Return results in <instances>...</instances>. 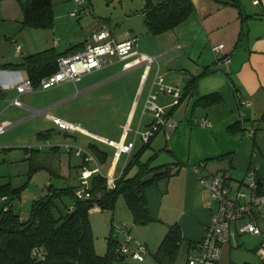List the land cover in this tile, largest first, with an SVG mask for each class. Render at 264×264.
<instances>
[{
    "label": "crops",
    "instance_id": "0c3cea01",
    "mask_svg": "<svg viewBox=\"0 0 264 264\" xmlns=\"http://www.w3.org/2000/svg\"><path fill=\"white\" fill-rule=\"evenodd\" d=\"M20 1H0V64L20 63L25 56L49 47H54L57 53H63L73 45L77 46L71 50L79 49L86 40L87 37L80 42H73L72 39L62 44H59V39L54 36L50 40L55 32V22L51 29L21 26ZM111 1L123 3L126 7L123 9L128 11L129 16H144L142 8L146 0L138 1L142 7L140 9L135 8L139 6H126L122 0ZM191 1L193 10L189 16L164 32L152 34L144 25L145 31L138 38L133 22L129 23L127 28L124 26L116 32L110 28L117 39L136 37L140 52L157 57V61L149 68L144 62L135 63L139 54L125 57L107 54L101 67L83 75L87 76V79L81 84V88L71 94L66 92L63 98L69 101L96 88V114L101 117L96 120L98 130L93 132L75 124L79 130L96 136L106 144L108 143L105 140L111 139L122 147L119 158L116 161L113 158L106 172L101 170L103 174H107L113 166V174L119 176L125 160L139 148L141 137L153 120L152 114L143 112L149 92L155 94L156 102L166 112L175 104V97L167 87L161 89L159 85L153 84L156 74L162 76L164 85L178 88L180 95L183 94L189 78L197 77L195 91L180 98L168 114L176 121L173 132L168 138L162 133L163 138L160 141L157 131L148 148L149 156L157 152L153 162L159 157L162 149L167 150L166 157L164 155L167 160L157 164L170 163V173L167 177L159 178L144 188L153 219L147 224L133 223L132 214L122 196L117 199L112 210L98 207L89 210L97 253L106 252L110 238L116 243L122 240L124 235L118 225L128 227L131 249H135L139 243L146 247L147 252L142 260L126 255L112 264H163L157 261L153 254L173 223L179 225L182 241L177 258L171 264H185L187 243L195 244L203 237L211 212L216 206V202L210 198L209 189L199 183L194 167L197 166L199 174L204 175L219 173L228 167L232 187L240 185L252 168L249 160L255 151L244 141L245 133H240L238 127L233 126L237 121L234 108H238L239 97L249 98L251 104L242 107V110H246H243L242 120H238H241L244 126V119L248 117L251 127L254 126L255 119L260 118L261 122L264 120V0H258L257 3L253 0ZM87 3L91 5L90 0ZM87 3L84 2L82 7ZM92 10L93 8L89 13H92ZM217 43H223V51L229 55L228 63L221 70L214 67L212 46ZM15 44L19 45L18 53L15 52ZM11 48L14 49V56L11 54ZM206 67L209 69L205 70ZM83 76L79 81H82ZM24 79H29L26 67H0V93L6 98L11 96V100L15 97L20 100V97H23L26 101L27 92L19 93L16 89V84ZM64 89L68 91V88ZM214 91L221 95L219 102L206 105L197 100L199 96ZM16 106L20 107L8 113L6 110L0 111V124L13 119L16 120L12 124H16L35 113L44 114V109H34L22 101L21 105ZM50 106L52 107V104ZM24 108H29L31 113L24 115L27 112ZM100 109L103 112H98ZM145 116H148V119H145ZM201 117H205L209 125H202L194 120ZM104 124L109 125L108 128L101 126ZM255 135L254 131L253 136H248L255 138ZM138 137L140 143L137 145ZM259 137L264 139V134ZM108 145L116 148L115 145ZM261 145L264 147V140L258 146V153L264 155ZM128 146H132L130 153L125 149ZM99 150L104 151L101 148ZM122 153L124 158L118 170ZM107 154L106 152V157ZM84 164L83 159L78 165L80 168L74 177L77 179L76 184L79 183L78 171ZM135 170L136 166L131 169L130 174ZM256 172L264 182L259 171ZM72 180L68 175V183L75 185ZM14 203L17 207L15 200ZM236 226L233 225L232 228L236 229ZM246 233L248 236H242ZM262 238L264 234L235 230L229 240L221 245L220 263L264 264Z\"/></svg>",
    "mask_w": 264,
    "mask_h": 264
},
{
    "label": "trees",
    "instance_id": "16d2710c",
    "mask_svg": "<svg viewBox=\"0 0 264 264\" xmlns=\"http://www.w3.org/2000/svg\"><path fill=\"white\" fill-rule=\"evenodd\" d=\"M20 6L21 26L48 29L53 27L52 0H21ZM192 10L191 0H146L142 8L144 23L152 34L173 28L186 19ZM75 46L77 45L63 53H57L54 47H49L25 56L20 63H2L0 67H26L29 79L36 85L40 78L56 70L58 57L77 50L78 48L71 50ZM207 68L209 69L206 67L205 70ZM196 80V76L189 78L178 101L195 91ZM197 100L206 105L213 104L221 100V95L218 91L209 92L199 96ZM177 102L167 114L171 113ZM241 120H237L233 126L244 132L246 129ZM155 133L157 131L146 141H142L139 148L128 157L121 174L115 179L114 186H109L104 174L98 172H93L88 178L82 197L76 194L79 183H67L64 186L50 183L45 194L32 200L27 218L20 217L14 203L15 195L19 196L20 187H12L9 183L0 185V264H112L113 261L129 255L116 250L119 242L116 243L113 238L108 240L106 252H96L89 210L93 207L112 210L117 199L122 196L132 214L133 223L147 224L153 219L144 188L170 173V163H153L157 152L146 160L142 159ZM44 134L43 131L38 132V136ZM96 150L103 161L106 152ZM85 157V164L81 168L91 161ZM134 166L136 170L130 174ZM2 196L6 198L2 200ZM181 241L179 225L171 224L154 252V258L162 263H173L180 251ZM187 245L189 253L196 243L188 242Z\"/></svg>",
    "mask_w": 264,
    "mask_h": 264
},
{
    "label": "rangeland",
    "instance_id": "374dc122",
    "mask_svg": "<svg viewBox=\"0 0 264 264\" xmlns=\"http://www.w3.org/2000/svg\"><path fill=\"white\" fill-rule=\"evenodd\" d=\"M52 1L55 22V28L53 29L55 32L54 35H51L50 40L54 36V38L59 39V44L72 39L73 42L83 41L95 29L108 27L116 32L124 26L127 28L131 22L135 26L134 32L138 38L145 31L144 16L142 14L129 16L128 11L123 9V3H112L111 0H90L91 5L93 4V12L89 13L84 12L85 10L83 11L82 7L83 3H87L88 0H84L83 3L78 0ZM122 1L125 2L126 6H139V0ZM135 8L140 9L142 7ZM50 31L49 33H51ZM10 51L13 55L14 49L11 48ZM79 79L75 81V84L67 81L47 89L36 86L34 91L25 94L27 96L26 101L23 100V97H20V102L27 103L37 110L44 109L47 114H52L53 117L60 119V122H56L45 114L38 112L16 124H12L16 119L2 124L5 127L0 132V185L9 183L12 187H20L19 196L15 195V201L17 202L19 215L22 218L28 217L32 200L45 194L48 184L64 186L68 183V175L73 179L72 183H77V179L74 177H76L77 170L80 168L79 163L85 157V152L98 160L103 172L107 171L109 164L113 161L116 148L109 146L96 136L63 126L61 123V120H70L90 131L96 132L98 130L96 120L101 117L98 113L96 114V88L69 101L63 99L67 93L70 92L69 94H71L79 90L81 84L86 81L87 76H83L82 81H79ZM65 87L68 88V91L64 89ZM12 100L11 96L6 98L5 95L0 93V111L6 110V113H8L20 107L12 103ZM51 104L52 107H49ZM24 109L27 111L24 115L31 113L29 108ZM98 112H103V110L100 109ZM234 112L236 119H241L237 106H235ZM145 119H148V116H145ZM245 119L244 141H247L255 151L254 156L250 157L249 164L259 171L261 177L264 178V155L258 153V146L264 140L259 137V135L264 134V129H262L264 120L261 122L260 118L255 119L253 127L256 135L255 138H251L247 134V129L251 128V121L248 117ZM101 126L108 128L109 125L104 124ZM238 130L240 133L243 132L240 128ZM39 131H43L45 134L38 136ZM162 133L164 134L162 130H158L157 134L160 141L163 138ZM136 143L137 145L140 143L139 137L136 139ZM163 146H165L164 143ZM77 147L85 152L76 154L75 149ZM99 148L108 153L103 161L97 155L96 149ZM261 148L264 151L262 145ZM149 151V149L145 151L142 156L143 160L147 159L150 154ZM166 153H168L167 150L162 149L159 157L153 163L157 164L167 160L164 159ZM123 158L124 153H122L119 161L118 170ZM256 164L257 167H255ZM88 165L93 166L94 162L89 161ZM247 179L246 177L245 180ZM257 223L262 230V234H264V215L257 218ZM244 235L248 236L247 233L242 234V236Z\"/></svg>",
    "mask_w": 264,
    "mask_h": 264
},
{
    "label": "built area",
    "instance_id": "2783aa9c",
    "mask_svg": "<svg viewBox=\"0 0 264 264\" xmlns=\"http://www.w3.org/2000/svg\"><path fill=\"white\" fill-rule=\"evenodd\" d=\"M84 2V0H78ZM255 3L258 0H253ZM91 5L87 4L83 7L86 12H91ZM224 44L217 43L212 46L214 52V67L216 69H223L228 63L229 55L223 51ZM15 52H19V45L15 44ZM117 55L125 57L130 54H139L135 59V63L144 62L146 67L157 61L155 55L142 53L139 51L138 42L136 37H128L124 39H117L110 28H101L93 30L89 33L82 47L69 53L62 54L57 59V68L54 72L40 78L35 85L30 79H24L16 84V89L19 93L29 92L34 90L37 86L42 89L58 85L63 82L77 81L82 75L91 72L92 70L101 67L105 62V55ZM160 86L161 89L167 87L168 91L172 92L175 97L174 103L178 101L180 92L178 88L166 86L163 84L162 76L156 74L154 83ZM12 103L20 105L21 102L18 97L12 100ZM251 100L245 97L238 98V111L240 117H243L242 107L250 105ZM143 112L152 114L153 120L149 129L142 135L141 140L146 141L155 131L162 130L165 137L168 138L173 132L176 121L166 113L164 108L155 100V94L151 91L144 103ZM44 114L50 119L60 122V119L47 114ZM202 125H209V121L205 117L194 119ZM63 126L75 128L79 130L78 126L69 121L61 120ZM4 125L0 124V132L3 131ZM248 135L254 133L253 127L247 129ZM110 145H115L114 160L116 161L121 152L113 140H105ZM128 153L131 152L132 146L125 148ZM84 150L80 147L76 148V154H81ZM85 152V151H84ZM86 153V159L94 162L93 167L84 166L80 170L79 187L76 190L78 197L84 196V190L88 185V178L93 172L101 173V169L97 160L91 155ZM128 159V157H127ZM124 162V165L127 161ZM124 167V166H123ZM198 173V181L206 186L210 191V198L216 202L214 210L211 212L210 220L206 226L203 237L196 243L194 247L189 250L187 255L186 264H221L219 261L221 245L227 242L231 234L236 230L238 232H250L253 234H262V230L257 223V218L264 215V182L259 181L256 169L251 168L248 171L247 180H243L237 187L230 185L229 179L231 174L229 168H225L219 173L212 174H199L197 166L194 167ZM109 186H114L115 179L118 177L113 174V166L107 174ZM2 196L1 199H5ZM209 203H207L208 205ZM233 225H237L233 229ZM120 226L123 232V238L119 242L116 250L121 254H129L131 257L142 260L146 254V247L139 243L137 247L130 250L129 243L131 235L125 225ZM261 246L264 247V238H262ZM169 264V263H163Z\"/></svg>",
    "mask_w": 264,
    "mask_h": 264
},
{
    "label": "water",
    "instance_id": "95a60500",
    "mask_svg": "<svg viewBox=\"0 0 264 264\" xmlns=\"http://www.w3.org/2000/svg\"><path fill=\"white\" fill-rule=\"evenodd\" d=\"M258 180H259V181H261V179H260V178H259Z\"/></svg>",
    "mask_w": 264,
    "mask_h": 264
}]
</instances>
